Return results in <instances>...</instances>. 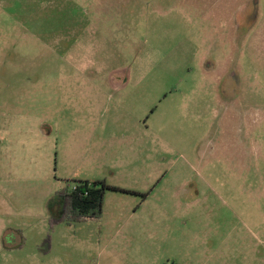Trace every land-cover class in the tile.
I'll return each mask as SVG.
<instances>
[{
  "label": "rangeland",
  "instance_id": "374dc122",
  "mask_svg": "<svg viewBox=\"0 0 264 264\" xmlns=\"http://www.w3.org/2000/svg\"><path fill=\"white\" fill-rule=\"evenodd\" d=\"M169 263L264 264V0H0V264Z\"/></svg>",
  "mask_w": 264,
  "mask_h": 264
},
{
  "label": "trees",
  "instance_id": "16d2710c",
  "mask_svg": "<svg viewBox=\"0 0 264 264\" xmlns=\"http://www.w3.org/2000/svg\"><path fill=\"white\" fill-rule=\"evenodd\" d=\"M106 190L138 195V193L108 185L103 180H78L70 186L67 185L56 191V195L61 201V215L56 221H89L99 218Z\"/></svg>",
  "mask_w": 264,
  "mask_h": 264
},
{
  "label": "crops",
  "instance_id": "0c3cea01",
  "mask_svg": "<svg viewBox=\"0 0 264 264\" xmlns=\"http://www.w3.org/2000/svg\"><path fill=\"white\" fill-rule=\"evenodd\" d=\"M96 10L98 11L99 9H98V8H96ZM142 199L144 200V199H145V197H143Z\"/></svg>",
  "mask_w": 264,
  "mask_h": 264
},
{
  "label": "built area",
  "instance_id": "2783aa9c",
  "mask_svg": "<svg viewBox=\"0 0 264 264\" xmlns=\"http://www.w3.org/2000/svg\"><path fill=\"white\" fill-rule=\"evenodd\" d=\"M169 264H174V263H169Z\"/></svg>",
  "mask_w": 264,
  "mask_h": 264
}]
</instances>
